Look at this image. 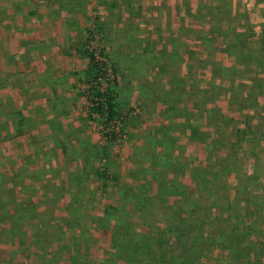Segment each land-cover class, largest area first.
<instances>
[{"label": "rangeland", "instance_id": "1", "mask_svg": "<svg viewBox=\"0 0 264 264\" xmlns=\"http://www.w3.org/2000/svg\"><path fill=\"white\" fill-rule=\"evenodd\" d=\"M60 1L63 0H51L49 4L54 10L56 8L58 10ZM144 1L76 0V3H78L74 7L76 13L72 14L71 18L79 15L78 21L74 19L67 24L65 23L75 32L76 36L72 42L74 48L77 50L79 47H84L95 51L99 60L103 63L102 67L106 70L107 78L115 80L116 102L122 115L121 122L111 125L106 124L102 116H89L83 79L81 76L77 77L71 71L72 68H81L82 70L84 65L88 63V59L85 55L79 54L69 47L64 48L66 53L59 58L45 53L49 51V48L46 47L40 49L42 54L36 55L35 52H31L27 57L29 64H33L34 68L39 70L45 67L48 71L45 75L40 76L41 80L50 81L56 78L55 83L62 87L57 89L64 91V93L66 92L67 82L74 83L75 86H72L71 92L73 96H71L72 100L69 105L62 102V100L47 102L45 104L46 108H43L42 103L31 104L25 102L22 105L6 104V106L0 104V116L6 117L4 120L3 118L0 119V143L5 144L2 148L3 155L0 153V158H2L0 160L1 172L5 168L7 174L15 179L16 177L11 175V169L15 162H17L16 168L21 165L20 158H28L27 161H29V159L33 160L36 156H40L45 163L51 164V167H47V182H32L27 179V183L35 185L36 189L29 188V191L24 190V193L21 191V198L19 199L29 205L25 208V216L38 217L37 212L42 211L43 208L46 219L57 223L55 230L58 231V226L62 228L65 243L69 244L71 242L72 245V243L76 244L79 241L81 247H86L87 257L81 261L82 264H92V260L99 263L98 260L106 256L115 259V256H112L116 252L115 244L112 242L115 221L104 218L103 213L107 206L116 207L118 209L116 215L121 216L120 218H127L128 222L133 224L129 229L132 233L148 232V228L151 229V226L145 227L148 225L147 221L150 216H146L144 211H148L151 206L153 210H157L156 205L160 201L154 197L157 191V182L153 181L154 174H150L148 171L144 172L151 165L145 159L147 155H151L148 151L136 150L139 149L140 139H142V135L143 140L149 138L150 130L157 132L159 128L162 129L161 133H163L168 124L165 125L166 122L161 121L160 115L165 112L163 110H167L168 107L172 106L170 104L178 105L180 110L176 111V115L183 116L185 111L183 112L182 108H195V110H192L196 113V108L203 107V103L200 101H203L202 98L206 97L205 95L200 97L197 91L200 86L207 85L204 81L207 80L209 75L205 74L203 70L211 59L206 57L208 55L199 58L196 55L197 50L194 49L195 45L193 46L191 42H185V45L182 46L184 43L179 39L173 40L171 34L173 35V31L182 21V15L185 18L190 17L188 14H192L194 16H191L192 18H211V9L200 6V0H192L194 8L191 12L189 5L188 8L187 6L184 7L181 15L176 13L175 9L165 7L161 10L159 18H154L152 12L148 11L152 6H148V3L145 4ZM206 1L214 5L215 0ZM247 1L249 11L246 13L242 11V14L240 13L233 18V24L230 23V26H224V34L216 31L215 34L220 35V38L217 40V44L212 43V41L208 42L206 51L212 52L211 48H215L214 50L217 49V51H219V48L225 51L230 50L228 42L233 40V32H239L238 30H241L245 35L242 40L244 41V52H255L261 47L258 42L261 35L264 34L262 32L264 31V3H257L254 0ZM63 2H67L69 5H65L70 6L73 0ZM18 4H14L16 9L19 11L27 10L26 6L23 8L21 3ZM119 5H121V8H118ZM35 6H31L29 10L39 12L40 8ZM239 8H241V5ZM108 10H111L109 16ZM62 12L68 16L66 12ZM15 13L17 14V12ZM53 13L57 14V11ZM209 18L208 21L210 22L211 19ZM230 20L232 21V18ZM210 24L212 25V23ZM185 33L190 34L191 32L186 30ZM225 37L226 39H224ZM43 56H45L44 62L42 63L41 60L38 62L37 58ZM212 59L222 63L227 70L226 72L223 71L226 80L223 83V91L230 88L228 80L230 81L231 78H244L246 82L252 84V89L255 92L250 89L252 94L249 95L250 101L242 104H240L241 96L239 98V95L234 94L232 101H228L226 94H223L224 97H222L223 100L220 103L224 117L234 118V121L230 123L239 126L241 129L244 127L242 122L245 114L257 115L252 121V135L249 133L250 130L247 131V135L250 138L252 136L250 145L246 143L249 138H236V142L241 140V149L238 151L234 138L231 139V142L227 141L228 134H224L222 139L219 138L223 141L221 143L224 146L223 148L232 147L233 150L238 152L236 156L238 161L237 173L225 177V180H227L225 185H228L229 191H231L227 190V192L232 199L237 197L236 205L241 206L240 211L244 210L245 201L248 197L258 198V200H250L254 207L250 209V215H243V218L245 219L244 222L246 221L251 226L249 239L264 244V89L262 87L261 89L256 88L252 81L253 78H264V73L259 66L251 62L245 66L238 64L237 67L236 60L223 53L221 55L214 54ZM166 73L169 75H166ZM29 77L32 79L38 78V75H36V72L32 75L30 73L24 75L25 80ZM130 78L135 84L124 87L123 83L126 82L125 80H130ZM181 78L186 81V84L190 83V86H185ZM41 90L42 88L38 91L41 92ZM75 94L76 96H74ZM253 95L258 98L256 105ZM27 98L28 101L32 100L30 97ZM131 99L133 103H131ZM206 99L210 100L211 104V99L207 97ZM240 106L248 109L241 110ZM258 109L261 110L258 111ZM20 110H23L25 115H29V119L22 117ZM56 110H60L65 116L60 121L55 117ZM7 115L10 118H7ZM170 116H172V113H170ZM184 116L186 122L184 126L180 125L183 120L177 118L179 120L177 129H182V127L188 125L200 129L202 134L205 131L202 136L208 138V142H211L216 136H220L226 126V122L218 116L211 115L210 118V116L204 115V120L198 117L192 118L188 113ZM165 117L167 118V115ZM186 117L190 118L186 119ZM67 119L68 122H66ZM163 121H166V119ZM62 122L66 125L64 126L66 129L64 127L58 129ZM15 124L23 127L25 134H27L24 138L30 140L31 145L35 144L34 148L38 149L39 153L28 157V151L26 153L20 152L18 143L14 141V137H17L15 130H17V133L19 130L15 129ZM11 126H13L10 130L13 132V136L10 135L9 131ZM32 132L33 134H31ZM109 132H113L117 136L116 142H108ZM237 143L239 144V141ZM16 150H19V152L16 153ZM219 154L222 155V153ZM104 155L107 157H104ZM206 156L205 151L194 150L193 157L197 161L199 160L197 163L203 166L208 164ZM8 159L11 160V164L8 163ZM111 160L113 162H110ZM178 164H180L179 173L176 171H173V173L184 176L183 180L186 181V186L189 185L192 188L193 183H191L190 172L187 170V160L180 159ZM156 168V172L161 173L160 166L157 165ZM22 173L18 175H23ZM140 174L145 177L146 197L150 199L148 203L141 204V207H143L142 212L132 204H126L125 200V197L130 194L127 189L131 185L135 186L134 192L137 194ZM100 175L105 176L107 180L102 181ZM10 176L7 177L9 181ZM161 177L159 176V179ZM76 179L79 181V185L75 181ZM93 179L98 181L95 182ZM0 180V185H4L5 178L1 177ZM8 180L7 182H9ZM233 187L234 189H232ZM0 191L3 193L2 190ZM4 194L6 197L9 196L7 191H4ZM56 196H61L57 205L53 203V198ZM6 197L0 200V264H56L52 261L48 263L41 261L36 257V253L41 250L54 260L53 256H57V252L54 253L53 242L59 240L56 241V239L50 237L47 242L42 244L44 250L40 247L36 250L28 248L30 245L26 243L29 240L27 234L29 228H25L26 231L21 234L16 223H10L12 215L11 219L9 216L14 205L12 206L11 196ZM7 199L9 200L6 201ZM32 199H35L34 202L38 204V210H35L37 207L33 206ZM181 208H184V204H181ZM56 209L57 212L55 213L54 210L56 211ZM162 212V210L158 211L160 217L163 216ZM185 218L190 217L185 216ZM189 223L196 222L190 221ZM150 224L153 225L152 229L154 231H158L156 228H159V231L156 232L157 236L165 240L166 236L161 232L164 225L159 223L156 218ZM120 228L124 229L126 227L121 226ZM206 228V232H209L211 226L207 225ZM56 233L51 232V234ZM36 237L38 239L42 238L41 232L36 234ZM243 241L246 242L247 237H244ZM163 242L165 243V251H163L166 253L168 246L166 241ZM49 244L51 250L47 249ZM208 244L213 252L205 254V259L203 258L202 262L217 264V259H219L220 264H231V262H227L226 252L215 248L212 242L208 241ZM262 244L258 249L261 250L259 254L264 256V246ZM62 254L59 253V258L63 256L64 261H60V264H72L71 260L67 259L69 255ZM40 255L42 256V253ZM163 261H166V258ZM239 261L243 263V260ZM158 264H167V261Z\"/></svg>", "mask_w": 264, "mask_h": 264}, {"label": "trees", "instance_id": "2", "mask_svg": "<svg viewBox=\"0 0 264 264\" xmlns=\"http://www.w3.org/2000/svg\"><path fill=\"white\" fill-rule=\"evenodd\" d=\"M22 1L21 5L23 8L26 6V9L29 10L31 6L33 7L31 0ZM63 1H60L58 4L59 12L64 11L68 16L75 14L74 7L78 5L76 0H73L70 6H66L65 4L68 3ZM254 1L264 3V0ZM241 3L242 0H220L218 7L211 8L212 17L209 19H211L210 23L212 25L210 26V34L215 35L219 39L220 35H216L215 32L224 34L223 27L230 26L231 13L233 9H239ZM262 32L264 33V31ZM244 36V33L234 31L233 40L228 42L230 50H227V52L236 60L237 67L238 64L245 66L251 62L259 66L264 73V34L261 35L258 42L261 47L255 52H244V41H242ZM78 51L88 59L87 68L83 72V83L85 86L84 95L88 102L89 116H102L106 124L111 125L121 122L122 115L116 102L115 80L107 78L106 70L102 67L103 63L99 60L95 51L84 47L78 48ZM255 79L257 78L252 79L254 86L258 89H261V87L264 89V78ZM251 91L254 92L252 86ZM247 101L250 100L243 98L240 100V104ZM254 101L256 105L257 98L255 96ZM260 110L258 109V111ZM207 112L210 118L211 115L215 116L210 110H207ZM217 116H220V114L218 113ZM256 117L257 115L255 114H245L244 121L242 122L244 127L242 129L230 123L234 121V118H229L228 116L220 118L226 122L224 132L220 133V136H216L211 142H208V138L198 135L199 131H195L197 128L190 127L192 129L190 141L207 142L206 148L208 151V164H205V166L196 164L194 157H188L186 159L188 162L187 170L190 172L194 187L193 193L189 192L187 187L179 183L176 178L178 174L173 173V171L178 173L180 171V164L177 163V159H173L172 155L175 141L171 140V143H169L166 140L167 135H164L163 138H158L155 134L149 136L146 141V147L151 156L147 155L145 161H148L151 165L144 172L148 171L150 174H154L153 181L157 182V191L154 197L160 201L159 203L157 202V210H153L151 206L148 211H144L146 212V216H150L147 221L148 225L145 223V227L151 226V229L149 230L148 228V232L132 233L129 229L133 224L129 223L127 218L118 217L116 215V211H118L116 207L107 206L103 213L104 218L115 221L112 232V242L115 244L116 249V252L112 256H115V259L113 260L109 256H106L105 258L99 259V263L92 260V264H158L159 262L164 263L166 261L167 264H205L202 262V259H205V254H211L213 252L210 246H208V241L212 242L215 248L226 252L227 262L229 261L231 264H238L240 262L238 260H243V263L241 261L240 264H264V256L259 254L261 250L258 249L262 243L249 239L251 226L246 221L244 222L245 219L243 218V215H250V209L254 207V204L250 200H258V198L256 199L254 196L252 198L248 197L245 201L244 210L240 211L241 206L236 205L237 197L232 199L231 195L228 194L227 190L229 191V186L225 185L227 184L225 177L237 173L238 161L236 156L238 152L233 150L232 147L223 148L224 146L221 144L223 142L221 140L223 135L228 134L227 141L231 142V139L234 138L236 142V138H249L246 143L250 145L252 136L250 138L247 135V131L250 130L249 133L252 135V121ZM186 119H189V117H186ZM215 119L217 120L218 118ZM116 141L117 136L111 132L108 135V142L113 143ZM238 141L239 144L237 143ZM237 142L236 146L239 151L241 149V140H237ZM157 146L160 147L159 153H154L149 149ZM219 153H222V155ZM157 165L160 166L161 173L156 172ZM159 176L162 177L159 179ZM100 179L103 181L107 180L102 175H100ZM145 181V177H142V174H140L137 194H135L134 188L128 187L127 190L130 191V194L128 197H125L126 204H132L137 210H141L140 212L143 211L141 204H146L150 201L146 197L147 189L144 186ZM181 204H184V208H181ZM160 210L163 211L162 217L158 213ZM183 211L185 212L184 214L182 213ZM185 216L191 219H186ZM155 218L159 223L164 225V229L161 232L165 234V240L157 236L156 232L159 231V228H156L158 231L152 229L153 225L150 223ZM190 221L196 222L193 223L194 226L189 223ZM207 225L211 226L209 232H206ZM121 226H125L126 228L122 229L120 228ZM50 231L57 233L51 234ZM41 234L42 238L38 239L35 245L40 248L43 247V242H47L50 237L56 239V241L59 240L58 242H62L64 237L61 229L57 231L55 228L46 230L45 233L41 232ZM244 237H247L246 242L243 241ZM119 240L120 242H118ZM163 241H166V245L168 246L166 253L164 252L165 243ZM70 243L66 244V247L60 250V253L68 254L70 259L72 257L75 260V262L72 261L74 264H82L81 261L87 257L86 247H81L79 241L76 244L72 243V245ZM262 245L264 246V244ZM165 258L166 261H163ZM217 261V264H220V260L217 259Z\"/></svg>", "mask_w": 264, "mask_h": 264}, {"label": "crops", "instance_id": "3", "mask_svg": "<svg viewBox=\"0 0 264 264\" xmlns=\"http://www.w3.org/2000/svg\"><path fill=\"white\" fill-rule=\"evenodd\" d=\"M22 2H23L22 0H0V104L2 106H6V104L22 105L25 102H30L31 104L33 103L41 104L42 103L43 108H46L47 106L45 104L47 102H59V100H62V102L69 105V102L72 100L71 96H73L71 95V92L73 89L72 86H75L74 83L71 81L67 82L66 88H65L66 92L64 93V91L57 89V88H62V87L58 83H55L56 78L50 81L41 80L40 76L45 75L48 71H46L45 67L44 68L42 67L39 70L34 68L33 64L31 65L29 64L27 57L30 55L29 53L31 52H35L36 55L42 54L40 49L45 48V47L49 48V51L46 50L47 52L45 53H49V55H55L58 58L65 55L66 52H64V48L66 47L74 49V51L78 52L79 54H82L78 51V48L76 50V48H74L72 44L76 36L75 32L72 30L71 27L69 28L66 25L67 23L73 21L74 19L75 21H78L79 15L76 16L75 18H71L72 15H69L70 18H67L68 16L65 15L63 12H59L57 8L56 10H54L50 6L49 3H51V0H31V3L33 5H36L35 7L40 8V10L38 9L39 12L38 11L31 12L30 10L19 11L18 9H16L14 4L19 5L18 3H22ZM144 2L145 4L148 3V6L150 5L152 6V8H150V10L148 11L150 13L152 12V16H154V18H159L161 10L165 7L175 9L176 13H180V15L183 13L185 6H187L188 8V5H189L190 12L194 8V6L192 5V2H193L192 0H145ZM199 5L206 7L207 9L209 8L211 9L213 7H218L220 5V0H215L214 5H211L206 0H200ZM119 7L121 8V5H119L118 8ZM248 8H249L248 1L246 2V0H242L241 8L233 9L231 16H230V18H232V21L230 20V23L233 24V18L239 15L240 13L242 14V11L243 13L248 12L249 11ZM55 11H57V14L53 13ZM15 12H17V14ZM110 14H111V10H108V16ZM188 15L190 16L188 18H185V16L182 15L183 16L181 18L182 21L180 22V24H178L177 28L173 31V35L171 34V37L173 38V40L179 39V41H182L184 43L182 44V46L185 45V42H191L193 46L194 45L196 46L194 49L197 50L196 55L199 58H203V56L205 57L206 55H208L206 57H209L211 59L210 62H207L206 66L204 67L205 69L203 70L205 74L209 75L207 80L204 81L207 85L203 87L200 86L198 88L197 93L200 97L202 95H205L207 98L211 99L212 102L210 104V100L204 97L202 98L203 101H200L201 103H203V107L199 106L198 108H196L197 110L196 113L193 112L192 110V109L195 110V108L191 109L188 107L185 109L182 108V110L183 112L185 111L184 115L188 113L191 115L190 117L192 118L198 117L199 119L204 120L205 119L204 115H208L207 110H210V112L214 111L213 113L215 114V116H217V114L219 113L220 116L218 117L222 118L225 116L223 114L224 112H222L223 111L222 106L220 105V103H222V100H223L222 97H224L223 94H226L228 101H232V96H234V94L239 95V98L241 96L242 99L247 98V100H249V97H250L249 95H251L250 89H251L252 84H250L249 82H246V79L231 78L230 81L228 80V82H230V85H229L230 88L228 90L223 91V88H222L224 85L223 83L224 81H226L224 79L223 71L225 70L224 72H226L227 70L226 68H224L222 63L217 62L215 61V59L213 60L212 58L214 54L221 55L222 53L225 55H228L230 58L232 57L229 55L227 50L226 51L221 50V48L218 49L219 51H217V49L214 50L215 48L214 49L211 48L212 52H208V50L206 51V49L208 48V44H209L208 42L212 41V43L217 44V40H219L215 37V35L210 34L211 24L208 21L209 17L192 18L194 17L192 14H188ZM189 25H191L190 27L193 28L194 30H192L191 28L189 29L188 28ZM186 30H190L191 33L186 34L185 33ZM238 31L240 33H243L241 32V30H238ZM213 37H214V40H213ZM44 58L45 56L37 58L38 59L37 61L39 62L41 60V62L43 63ZM87 65L88 63L84 65L82 70L81 68H78V69L72 68L71 71H73L75 73L74 75H76L77 77L81 76V78L84 79L83 72L86 70ZM35 72H36V75H38V78L32 79L29 77L27 78V80H25L24 78L25 74L30 73L32 75ZM166 75H169V74L166 73ZM181 79L183 80V78ZM125 81L126 82L123 83L124 87H130L132 84H135L133 83L131 78L130 80L128 79ZM183 84L185 86H190V83L186 84L185 80H183ZM40 88H42L41 92L38 91ZM50 88H53V89H50ZM52 94H53V97H52ZM74 96H76V94ZM27 97H30L32 100L28 101ZM242 99L240 98V100ZM131 103H133L132 99H131ZM170 105L172 106L170 108L168 107L167 110H163L165 112H163L162 115H160L161 121L163 123L166 122L165 125L168 124L167 127L164 129L163 133H161L162 129H159V128H158L159 131L157 132L150 130L149 131L150 136L155 134L158 136V138H163L164 135L165 136L167 135L166 140L169 141V143H171V140H174L175 146H174V149H172L174 151L172 155H173L174 160L177 159V163H179L180 159L186 160L188 157H193L194 150L196 149L205 151V154L207 155L206 157H208V151L206 148L207 142L190 141L191 130H192L191 126H188L186 124L187 125L186 127H182V129H177V126L179 125L178 119L183 120V122H180L181 126L185 125L184 124L186 123L185 116L176 115V111L180 110L178 105H175V104H170ZM237 109H240V108H237ZM245 109L247 108L245 107L241 108V110H245ZM20 111H21L20 115L22 117L29 119V115H25L23 110H20ZM55 113H56L55 117L57 118L58 121L62 120L63 117H65L60 112V110H56ZM170 113H172V116L169 117ZM166 115H167V118L165 117ZM69 116H68V119H69ZM2 118L4 120L6 117L0 116V119ZM7 118H10V117L8 116ZM68 119L66 122H68ZM164 119H166V121H163ZM64 126L66 125L63 124L62 122L58 129H63ZM12 128L13 126L10 127L9 131ZM15 129L20 130V131L18 130V133H17V130H15L16 132L15 135H17V137H14V141L18 143V149L20 150V152L26 153V151H28L29 153L28 157L33 156L36 153H39L38 149L34 148L35 144L31 145L30 140H27L24 138V136H26L27 134H25L23 127L15 124ZM195 131L197 132L199 131L198 135H203L205 133V131H203V134H200L202 133L200 132V129H197ZM12 134L13 132L10 131L11 136H13ZM31 134H33V132ZM176 135H179V136H176ZM147 139L148 138L143 140V135H142V139H140V145L137 144L139 145L138 146L139 149H136V150H140V151L143 150L147 152V147H146ZM4 145L5 144L0 143V153L1 154H2V148ZM149 149L152 150L154 153L155 152L159 153L160 151L159 146L154 147V148H149ZM19 150H16V153H18ZM8 156H3V157H8ZM9 157L11 158V156ZM104 157H107V156H104ZM27 159L28 158H23V159L20 158L19 160H21V165L18 168H16L17 162L13 164L12 169H11L12 170L11 175H14L16 177L15 179H13L12 176L7 174L6 172L7 169L4 168L2 172L0 170V178L1 177L3 179L5 178L4 185H0V190L3 191V193H1L0 191V200H3V198L6 197L4 194V191L9 192V196L7 197L11 196L12 206L14 205L12 207V212L10 213V216H9L11 219V215H12V221L10 223H16L18 227L17 229L18 231H20L21 234L22 232L26 231L25 228H29V231L27 232L29 240L27 241L26 244L30 245L28 248H33L36 250V248H38V246H35L38 241L36 234H38V232L45 233L46 230L48 231V230L54 229L55 227H57V223H54L52 221H49V219H46L45 217L46 213L44 212L43 208L41 209L42 211L39 210L40 212H37L38 214L36 215L38 217L25 216V208L28 207L29 205H26V202L24 201H20L19 198H21V191L22 193H24V190L29 191V188L36 189L35 185L31 183H27L28 180L32 182L46 183L48 179L46 178L47 171H48L47 167H51V164L45 163L44 159H41L40 156L38 157L36 156L33 160L29 159V161H27ZM0 160H2V158H0ZM7 161L8 163L11 164L10 159H8ZM197 162H199V160L195 161V163L199 165V163ZM19 173H22L23 175H18ZM9 176L11 178L10 181L8 180L9 178H7ZM19 177H22V178H19ZM90 177H92V175H90ZM176 178L179 183H181L183 186L188 188L189 192H192V193L194 192L193 185H192V188H190L189 185H188L189 187L186 186V181L183 180L184 176H178ZM7 180L9 182H7ZM75 181L79 185V181H77V179ZM93 181L97 182L98 180L93 179ZM131 187L135 188V186H132V185ZM59 197L61 196H56L55 198H53L54 204L57 205V202L60 201ZM9 199H7L6 201H8ZM34 201L35 199H32V202ZM33 206L37 207L38 204L34 202ZM35 210H38V207L35 208ZM54 212L56 213L57 209L56 211L54 210ZM40 213H42V215L39 216ZM58 229L62 230V228H60L59 226H58ZM64 240L65 238L63 239L62 242H53L54 253L57 252V256H53V259L55 261L52 260V257L48 256L47 253L44 254L43 251L41 250L37 252H39L40 254L42 253V256L39 253H36V257L40 259L41 261H45L47 263L52 261L53 263L60 264V261H64L63 256L59 258L60 250H62L64 247H66V244H68V243H65ZM47 249L51 250L50 244H49V247H47ZM67 259H70V257H68ZM70 260L71 262L72 261L75 262L73 258H71ZM73 262L72 264H74Z\"/></svg>", "mask_w": 264, "mask_h": 264}]
</instances>
